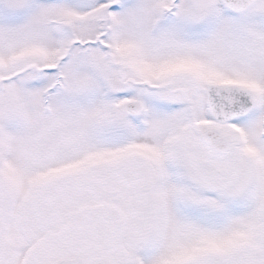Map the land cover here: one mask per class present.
Wrapping results in <instances>:
<instances>
[{"label": "snow or ice", "instance_id": "6c2138e0", "mask_svg": "<svg viewBox=\"0 0 264 264\" xmlns=\"http://www.w3.org/2000/svg\"><path fill=\"white\" fill-rule=\"evenodd\" d=\"M0 264H264V0H0Z\"/></svg>", "mask_w": 264, "mask_h": 264}]
</instances>
